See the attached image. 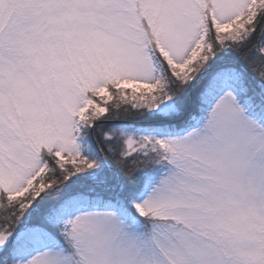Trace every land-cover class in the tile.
<instances>
[{
	"label": "snow or ice",
	"instance_id": "snow-or-ice-1",
	"mask_svg": "<svg viewBox=\"0 0 264 264\" xmlns=\"http://www.w3.org/2000/svg\"><path fill=\"white\" fill-rule=\"evenodd\" d=\"M0 264H264V0H0Z\"/></svg>",
	"mask_w": 264,
	"mask_h": 264
}]
</instances>
